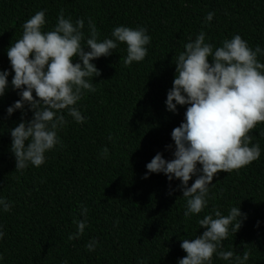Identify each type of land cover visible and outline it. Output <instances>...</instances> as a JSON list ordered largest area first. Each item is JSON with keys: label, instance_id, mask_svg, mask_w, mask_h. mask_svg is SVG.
Returning a JSON list of instances; mask_svg holds the SVG:
<instances>
[{"label": "trees", "instance_id": "trees-1", "mask_svg": "<svg viewBox=\"0 0 264 264\" xmlns=\"http://www.w3.org/2000/svg\"><path fill=\"white\" fill-rule=\"evenodd\" d=\"M61 9L73 22L84 20L86 37L91 18L100 40L123 25L146 28L151 43L146 58L131 66L123 63V43L110 56L92 61L101 71L93 78L96 91L85 92L76 105L85 122L76 123L65 111L68 123L58 131L63 147L47 152L41 167L30 164L21 174L10 151V129L21 122L22 112L7 114L20 99L11 85L14 72L7 49L37 11L46 10L44 31H49ZM209 12L215 15L205 23ZM201 30L214 47L239 34L250 47L264 48V0H0V71L9 72V86L0 97V198L13 205L10 212L0 209L5 233L0 264H178L186 255L182 239L205 231L198 220L213 208L228 215L232 207H240L247 218L223 241V250H249L246 264H264V123L252 133V142L260 145L259 160L239 173L215 176L208 206L198 215L185 218L180 180L169 181L163 173L144 179L146 165L157 153L174 158L171 133L184 121L187 106L178 105L175 114L166 109L173 62ZM258 59L264 63V56ZM25 111L24 119L30 120L28 105ZM105 147L107 158L101 154ZM81 206L88 209L87 226L79 239L69 240L77 232L73 221L84 219ZM93 240L95 250L88 251ZM212 264L233 261L214 256Z\"/></svg>", "mask_w": 264, "mask_h": 264}, {"label": "clouds", "instance_id": "clouds-1", "mask_svg": "<svg viewBox=\"0 0 264 264\" xmlns=\"http://www.w3.org/2000/svg\"><path fill=\"white\" fill-rule=\"evenodd\" d=\"M45 11H37L27 19L21 38L11 42L7 49L14 72L11 85L19 90L20 96L7 108V114L22 112L21 122L10 129V151L15 157V171L21 174L30 164L41 167L47 152L63 147L58 131L68 123L65 111L76 123L85 122L76 105L85 92L96 91L93 78L99 77L101 71L92 61L110 56L123 43L127 53L123 63L131 66L146 58L151 43L146 28L123 25L112 30L111 38L100 40L91 18L86 37L84 20L73 22L70 17L65 18L63 9L54 28L44 31ZM214 15L209 12L205 23L211 22ZM205 41L206 34L201 30L194 40L189 38L185 50L173 62L175 78L167 93L166 109L175 114L178 105L187 106L184 121L171 133L174 158L166 160L157 153L147 163L144 176L147 179L151 173H163L169 181L173 178L181 181L178 187L186 199V219L202 213L208 206L215 176L220 172L239 173L261 156L259 143L252 142V133L264 123V63L258 59L264 56V48L250 47L239 34L223 40L220 47ZM77 58L79 62L74 63ZM8 76V71H0V97L9 86ZM25 105L33 113L30 120L24 119ZM166 147L171 149L172 145ZM101 154L107 158L109 149L103 148ZM193 176L196 179L189 187ZM12 206L11 201L0 198V209L4 212H10ZM87 212V207L81 206L84 219L73 221L77 232L70 234L69 240L79 239L84 233ZM246 218L240 207H232L228 215L213 208L211 214L198 220L205 231L193 239H182L180 246L186 255L178 264H212L214 256L233 264H246L251 256L249 250L242 254L223 250V241L230 234L235 235ZM4 234L0 229V239ZM96 244V240L91 241L87 250L94 251Z\"/></svg>", "mask_w": 264, "mask_h": 264}]
</instances>
